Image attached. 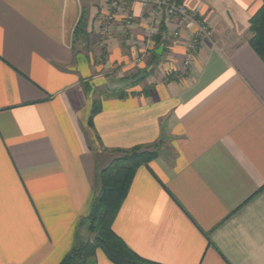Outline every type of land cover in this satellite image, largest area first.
I'll return each instance as SVG.
<instances>
[{"label":"crops","instance_id":"1","mask_svg":"<svg viewBox=\"0 0 264 264\" xmlns=\"http://www.w3.org/2000/svg\"><path fill=\"white\" fill-rule=\"evenodd\" d=\"M175 1L212 30L196 52L184 30L149 36L138 1L124 27L106 0H0V264H59L98 172L160 141L113 231L158 264H264L262 0Z\"/></svg>","mask_w":264,"mask_h":264},{"label":"trees","instance_id":"2","mask_svg":"<svg viewBox=\"0 0 264 264\" xmlns=\"http://www.w3.org/2000/svg\"><path fill=\"white\" fill-rule=\"evenodd\" d=\"M251 37L248 42L264 62V0L260 8L249 20ZM115 93H112V95ZM99 110V102L93 101L89 116ZM161 146V141L153 145H136L123 151L98 172V191L94 195L90 212L86 219L87 230L92 234L90 239H77L70 251L64 255L59 264H95L97 250L114 264H158L147 260L133 250L113 231L112 223L125 198L130 182L138 167L154 159Z\"/></svg>","mask_w":264,"mask_h":264},{"label":"built area","instance_id":"3","mask_svg":"<svg viewBox=\"0 0 264 264\" xmlns=\"http://www.w3.org/2000/svg\"><path fill=\"white\" fill-rule=\"evenodd\" d=\"M134 1L140 3L145 14L149 36L159 35L164 40L169 34L176 38L184 30L189 34L188 47L192 53L196 52L200 45L211 36L210 26L196 12L187 10L183 4L175 0H106L110 9L106 15L107 23H111L118 16L124 27L132 25L133 16L126 5ZM173 17L176 18V23L171 28L169 25ZM164 27H167L168 33ZM140 60L141 57L136 58L137 62Z\"/></svg>","mask_w":264,"mask_h":264},{"label":"rangeland","instance_id":"4","mask_svg":"<svg viewBox=\"0 0 264 264\" xmlns=\"http://www.w3.org/2000/svg\"><path fill=\"white\" fill-rule=\"evenodd\" d=\"M187 9V8H186ZM101 92V91H100ZM98 101V100H97ZM88 239H90V238H92V234H90L89 232H88V237H87Z\"/></svg>","mask_w":264,"mask_h":264}]
</instances>
